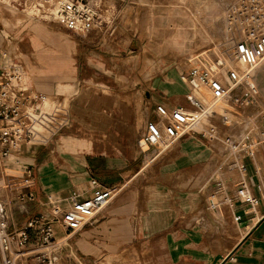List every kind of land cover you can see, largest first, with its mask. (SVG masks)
Segmentation results:
<instances>
[{"label":"crops","instance_id":"crops-1","mask_svg":"<svg viewBox=\"0 0 264 264\" xmlns=\"http://www.w3.org/2000/svg\"><path fill=\"white\" fill-rule=\"evenodd\" d=\"M115 14L117 19V8ZM27 21L14 38V61L42 97L44 109L55 111L54 118L59 111L54 99L61 98L66 117L47 123L45 140L4 165L8 188L34 195L26 211L12 214L11 229L23 228L30 216L63 208L74 191L86 198L94 178L119 192L96 222L72 238L83 256L129 255L128 262L117 264H264V154L260 159L258 152L259 146L264 150V131L251 141V158L233 162L237 169H220L227 186L217 183L214 193L204 197L189 177L219 159L209 133L208 139L187 136L158 156L136 147L157 106L188 108L177 70L148 67L133 49L139 48L136 39L125 47H104L98 32L112 21L82 36L56 23ZM170 28L171 48L192 51L185 27ZM28 169L29 180L24 176ZM48 197L52 205H46Z\"/></svg>","mask_w":264,"mask_h":264},{"label":"built area","instance_id":"built-area-1","mask_svg":"<svg viewBox=\"0 0 264 264\" xmlns=\"http://www.w3.org/2000/svg\"><path fill=\"white\" fill-rule=\"evenodd\" d=\"M19 1V5L31 6L38 20L56 23L76 36L86 35L109 21L104 0ZM229 10H233L242 25L232 57L242 63L245 70H224L220 61L215 60L209 68L190 69L184 73L181 77L186 86L184 98L188 108L168 110L157 106L155 119L146 124L136 142L141 153L152 149L158 156L187 136L206 137L207 131L201 128L202 120L216 114V110H245L255 103L257 91L250 83V72L264 62V0H236ZM41 104V98L15 61L0 65V264H17L31 236L37 239L38 249L48 250L57 244L39 261V264H56V254L62 244L68 246L75 234L96 222L119 192L117 188H107L96 179H90L86 198L74 191L70 203L63 208L53 207L49 216H34L23 228L11 229L12 214L26 211L34 195L9 189L4 180V165L10 157L21 156L32 145L31 126L40 113ZM250 145L251 140L245 135L241 142H233L231 148L235 153L241 149L242 157L251 158ZM24 176L32 179V171L26 170ZM47 204H53L49 197ZM238 220L239 217L235 218ZM56 224L64 232L58 243Z\"/></svg>","mask_w":264,"mask_h":264},{"label":"rangeland","instance_id":"rangeland-1","mask_svg":"<svg viewBox=\"0 0 264 264\" xmlns=\"http://www.w3.org/2000/svg\"><path fill=\"white\" fill-rule=\"evenodd\" d=\"M145 1V4H141L140 0H117V6L113 0L106 1L107 16L112 23L107 29L98 32L104 42V47L112 48L115 45L125 47L130 40L136 39L139 48L134 46L133 49L139 51L147 59L148 67L157 70L175 69L182 76L190 69H196L194 66L198 63L203 64L209 58L212 61L215 60L217 58L215 47L220 45L224 51V48L230 47L232 42L236 43L241 35V22L233 10H229L236 0H197L196 8L194 7L195 0ZM19 2V0H0V65L14 61L17 56V53L14 52V38L21 30V26L26 24L23 22L28 19L25 14L16 11L15 7L19 10L25 9V6L19 5ZM116 8L117 19H115ZM188 8L193 21L205 31L206 36L200 28L195 27L192 23ZM33 18L38 21L36 17L33 16ZM115 20L117 28H115ZM39 22L42 21L39 20ZM172 24L185 27L192 39V51H190L192 53H178L171 48L169 34ZM32 43L35 42L32 40ZM34 45L37 46V44ZM261 66L254 73V84L261 97L258 104L255 101L245 110L235 109L227 112L216 110V114H212L201 125L202 129L212 136L209 139V145L219 156L217 161L213 159L214 161L207 164L200 174L189 177V183L191 182L193 188L200 189L202 187L200 190L204 197H209L210 193H214L212 187L217 183H223L224 187L227 186V177L221 173L226 170L225 168L237 169L233 162L238 163L243 154L241 149L236 153L233 152L232 143L241 142L245 135H248L252 141L255 136L261 137L264 131V62L261 63ZM31 71L34 73L33 70ZM26 79L29 82L27 76ZM54 100L59 104V111L53 118L55 111L49 112V109L45 108L44 115L47 123L50 121L56 123L57 119L66 117L64 100L61 98ZM41 110L42 107H40V113ZM221 115L224 119L220 117ZM46 125H44V132L39 133L42 136L39 141L47 138ZM208 137L206 136L207 139ZM258 149L259 158L263 159L264 150H261L260 146ZM13 181L18 183V180ZM228 208L224 206L223 210ZM232 222H234L233 217L229 219L230 226ZM55 231L56 237L59 238H56L58 243L64 232L58 224L55 226ZM224 234L227 233L224 232ZM36 243L37 239L33 236L23 250L24 255L18 258L17 264H39L41 256L48 255L57 247L56 244L49 247L48 250L38 249ZM56 256V264H117L120 260L124 262L130 260L129 255H124L123 259H105L106 255L103 254L97 257L83 256L71 242L68 246L62 244V248Z\"/></svg>","mask_w":264,"mask_h":264},{"label":"bare ground","instance_id":"bare-ground-1","mask_svg":"<svg viewBox=\"0 0 264 264\" xmlns=\"http://www.w3.org/2000/svg\"><path fill=\"white\" fill-rule=\"evenodd\" d=\"M15 9H16V11H18L22 14H25L26 17H28V19H27L28 21L39 23V20L36 21V19H34V18L32 19V17L34 16V13H36V12H35V10H33L31 8V6H28V4H26L25 9H23V10H19L16 7H15ZM208 14H210V13H208ZM235 44H236L235 41L232 42L230 47L224 48L225 49L224 51L222 50V46H220V45L215 47L214 51L216 52L215 54L217 55V58L215 60L220 61V63L223 65L224 70L231 69L233 71L241 72V71L245 70V66L242 63H239L236 60H234L232 57V50H233V47ZM227 50L229 51V53H227L228 52ZM215 60L212 61L211 58H209L208 61L203 63V64H200L197 62L198 64H196L194 67L196 69H202V68L206 69V68L211 67ZM259 67H262L261 63L256 68H254L253 71L250 72L251 73L250 74V83L255 88V90L257 91L256 104H258L261 97H260V93H259L258 88L254 84L253 78L255 75L254 73L257 72V69ZM222 75H224V74L222 73ZM219 78L221 79L222 77L220 76ZM180 81L183 83L181 76H180ZM39 97L42 100V104H41L42 110H41V113L37 117L34 118L32 126H31V130L33 133V137L31 139V144H34L35 142H38L41 139L42 136L39 133L41 131L44 132V125H46V123H47V120H46L45 115H44V101H43L41 96H39ZM205 122H206V119L202 120L201 125ZM201 128H202V126H201ZM57 239H59V238H57Z\"/></svg>","mask_w":264,"mask_h":264}]
</instances>
